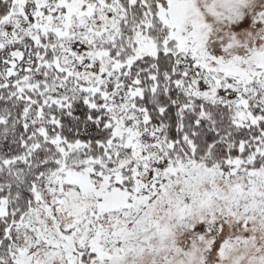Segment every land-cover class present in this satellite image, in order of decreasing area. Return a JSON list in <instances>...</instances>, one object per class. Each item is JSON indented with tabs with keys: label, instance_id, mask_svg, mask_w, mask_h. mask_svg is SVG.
I'll use <instances>...</instances> for the list:
<instances>
[{
	"label": "snow or ice",
	"instance_id": "snow-or-ice-1",
	"mask_svg": "<svg viewBox=\"0 0 264 264\" xmlns=\"http://www.w3.org/2000/svg\"><path fill=\"white\" fill-rule=\"evenodd\" d=\"M0 264H264V0H0Z\"/></svg>",
	"mask_w": 264,
	"mask_h": 264
}]
</instances>
